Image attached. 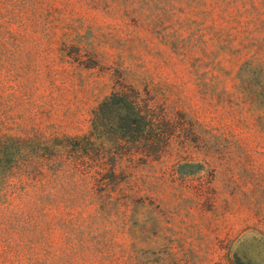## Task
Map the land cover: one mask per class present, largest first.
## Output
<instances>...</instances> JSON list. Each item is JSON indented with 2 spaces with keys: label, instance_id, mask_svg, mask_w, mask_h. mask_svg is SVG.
I'll return each instance as SVG.
<instances>
[{
  "label": "rangeland",
  "instance_id": "1",
  "mask_svg": "<svg viewBox=\"0 0 264 264\" xmlns=\"http://www.w3.org/2000/svg\"><path fill=\"white\" fill-rule=\"evenodd\" d=\"M113 92L161 142L65 164ZM3 135L0 264H264V0H0Z\"/></svg>",
  "mask_w": 264,
  "mask_h": 264
},
{
  "label": "trees",
  "instance_id": "2",
  "mask_svg": "<svg viewBox=\"0 0 264 264\" xmlns=\"http://www.w3.org/2000/svg\"><path fill=\"white\" fill-rule=\"evenodd\" d=\"M150 119L138 99L123 92L109 94L99 103L87 133L64 138L61 147L69 152L65 164L81 170L84 167L86 169L87 160L91 156L97 155V160L101 153H105L109 143L108 135H112V143L117 146L125 141L138 144L148 139L149 143L145 148L148 152L156 143L161 142L159 137L152 134L154 124ZM23 140L24 138L14 135L0 137V169L6 160L11 163V167H20L26 153ZM115 165L116 162L111 165L112 169ZM105 167L101 162H93L90 171L98 174Z\"/></svg>",
  "mask_w": 264,
  "mask_h": 264
}]
</instances>
